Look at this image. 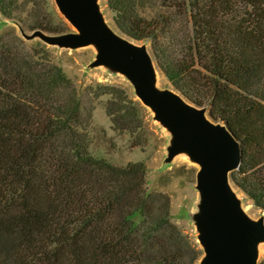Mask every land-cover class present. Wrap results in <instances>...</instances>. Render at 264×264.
<instances>
[{"label":"trees","instance_id":"16d2710c","mask_svg":"<svg viewBox=\"0 0 264 264\" xmlns=\"http://www.w3.org/2000/svg\"><path fill=\"white\" fill-rule=\"evenodd\" d=\"M115 28L149 43L156 67L241 146L231 183L264 213V0H105ZM29 32L67 33L49 0H0ZM114 128H142L125 89L95 84ZM91 114L46 45L0 33V264H196L203 251L171 220L142 161L90 152ZM17 235L5 247L1 237Z\"/></svg>","mask_w":264,"mask_h":264},{"label":"water","instance_id":"95a60500","mask_svg":"<svg viewBox=\"0 0 264 264\" xmlns=\"http://www.w3.org/2000/svg\"><path fill=\"white\" fill-rule=\"evenodd\" d=\"M79 34L46 35L35 31L50 45L77 47L88 42L101 49L99 61L110 60L133 81L144 106L176 131V151L188 149L200 165L196 186L205 208L204 264H257L255 243L264 242V219L248 220L229 188L230 174L241 161L237 138L222 123L205 116V109L186 101L175 91L153 86L155 63L143 46L112 33L103 23L95 0H54Z\"/></svg>","mask_w":264,"mask_h":264},{"label":"rangeland","instance_id":"374dc122","mask_svg":"<svg viewBox=\"0 0 264 264\" xmlns=\"http://www.w3.org/2000/svg\"><path fill=\"white\" fill-rule=\"evenodd\" d=\"M95 2L105 26L115 35L125 38L115 28L112 14L107 9L105 0H95ZM49 3L66 22L67 33L79 34L59 10L55 1L49 0ZM9 30L14 31L28 43L40 42L46 45L54 62L64 70L78 89L81 94L83 116H86L88 112L91 114L88 133L91 139L92 155L114 165L138 161L146 164L148 188L168 195L171 204V220L203 251L202 257L196 264H204L207 252L203 245L205 229L201 221L205 215V208L203 198L196 186V174L200 165L190 150H175L177 134L174 128L141 103L135 92L133 81L114 62L99 61L98 56L102 49L97 44L88 42L77 47L46 44L40 37L32 36L34 32L26 31L18 23L0 15V33ZM136 44L145 47L155 63L149 43L136 42ZM155 68L160 77V82L155 88L162 91H175L156 67V63ZM95 84L125 89L131 99L139 102L143 108L142 128L133 133L114 128L104 110V103L108 97L104 96L95 101L86 91L88 87ZM205 116L209 117L206 109ZM230 184L243 215L250 221L264 219V213L256 208L231 181ZM17 237L15 234L2 236L1 243L9 247L13 245ZM255 252L256 263L259 264L264 260L263 241L255 243Z\"/></svg>","mask_w":264,"mask_h":264},{"label":"bare ground","instance_id":"6f19581e","mask_svg":"<svg viewBox=\"0 0 264 264\" xmlns=\"http://www.w3.org/2000/svg\"><path fill=\"white\" fill-rule=\"evenodd\" d=\"M75 29H76V28H75ZM76 30H77V29H76ZM77 31H78V30H77ZM152 80H153V86H154V87H157V85H158L159 82H160V77H159V74H158V72H157V70H156V68H155V65H154V67H153V77H152ZM147 108H149V109L152 110V108H151L150 106H147ZM229 188H230V191H231V193L233 194L234 198H237L236 195H235L234 192H233V189H232V186H231V184H230V181H229Z\"/></svg>","mask_w":264,"mask_h":264},{"label":"built area","instance_id":"2783aa9c","mask_svg":"<svg viewBox=\"0 0 264 264\" xmlns=\"http://www.w3.org/2000/svg\"><path fill=\"white\" fill-rule=\"evenodd\" d=\"M259 264H264V260H263V261H261Z\"/></svg>","mask_w":264,"mask_h":264}]
</instances>
